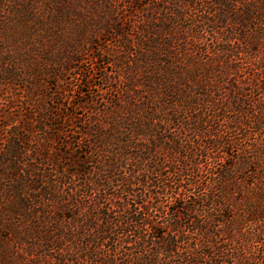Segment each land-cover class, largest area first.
<instances>
[{"label": "trees", "instance_id": "obj_1", "mask_svg": "<svg viewBox=\"0 0 264 264\" xmlns=\"http://www.w3.org/2000/svg\"><path fill=\"white\" fill-rule=\"evenodd\" d=\"M0 56V264H264V0H4Z\"/></svg>", "mask_w": 264, "mask_h": 264}, {"label": "rangeland", "instance_id": "obj_2", "mask_svg": "<svg viewBox=\"0 0 264 264\" xmlns=\"http://www.w3.org/2000/svg\"><path fill=\"white\" fill-rule=\"evenodd\" d=\"M0 47H1V50L4 52V0H0ZM0 108H2V111L0 113L3 114L4 113V84L0 86ZM1 195L4 201V192H1Z\"/></svg>", "mask_w": 264, "mask_h": 264}]
</instances>
